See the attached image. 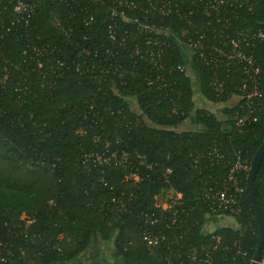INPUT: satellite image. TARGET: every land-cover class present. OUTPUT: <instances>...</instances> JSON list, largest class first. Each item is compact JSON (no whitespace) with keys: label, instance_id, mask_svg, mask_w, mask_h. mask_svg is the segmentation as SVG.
I'll use <instances>...</instances> for the list:
<instances>
[{"label":"trees","instance_id":"1","mask_svg":"<svg viewBox=\"0 0 264 264\" xmlns=\"http://www.w3.org/2000/svg\"><path fill=\"white\" fill-rule=\"evenodd\" d=\"M74 1L40 0L23 28L21 23L13 28L10 25L16 16L9 5L3 10L4 22L12 30L6 32L0 23V258H5L0 264L67 262L95 241L111 244L122 260L158 264L139 233L136 214L153 209L155 196L172 187L197 208L196 242L203 241L200 228L208 214L195 198L198 188L223 180L237 153L249 167L264 138V114L236 127L233 106L223 107L225 119L195 107L191 73L175 69L183 58L174 43L164 57L167 68L161 71L174 83L165 88H157L159 82L147 83V68L130 66L135 59L130 46L128 51L122 50L107 39L109 0ZM159 26L179 32L182 39L186 36V25L175 17L164 18ZM232 28L264 30V0L255 1L252 11H242L228 29ZM83 36L90 49H97L99 54L105 45L113 47L119 68L112 65L107 73H99L104 65H96L90 54L85 59L92 72H76L72 60H77L76 49L83 43ZM41 43L55 48L54 54L43 59V67L27 75L24 63L20 69L14 67L28 55L35 58L28 46ZM245 50L258 62L264 61L263 44ZM57 59L64 64H57ZM28 64L32 67V60ZM48 65L53 69L48 70ZM192 69L197 76V91L204 99L212 103L227 100L226 96H215L209 87L208 68L195 61ZM26 76L29 88L16 89V82L23 86L22 77ZM110 85L119 93L111 91ZM260 86L264 98V72ZM171 88L174 92L166 97L164 93ZM130 99L135 100L137 110L131 107ZM94 117L97 122L92 121ZM190 117L198 128L177 131ZM106 143L110 149L144 155L145 162L153 163L152 169L140 172L141 178L134 181L127 178L128 169L115 165L100 169L81 163L83 149H100ZM213 144L226 148V158L219 164L200 161L190 167L189 151H203ZM167 168L171 169L168 183L157 177ZM247 172L241 175L243 209L236 221L249 222L254 232L245 230L239 236L237 230L220 227L216 233L225 243L239 238L251 259L258 231L245 189ZM254 186L255 197L264 210V155ZM117 197L126 199V211L120 215L111 206V200Z\"/></svg>","mask_w":264,"mask_h":264},{"label":"built area","instance_id":"2","mask_svg":"<svg viewBox=\"0 0 264 264\" xmlns=\"http://www.w3.org/2000/svg\"><path fill=\"white\" fill-rule=\"evenodd\" d=\"M255 1L257 0H109L108 14L111 23L107 26L106 35L109 42L122 50H127L128 45L130 46V55L135 58L130 66L135 68L142 65L147 68L144 79L149 84L159 82L157 88H165L174 83L161 71L167 68L164 57L171 51L172 43L177 45L183 61L175 69L194 74L192 66L195 61L208 68L209 87L215 96H226L225 102L233 100L227 107L236 108L232 119L236 127H241L264 114V98L260 86L264 61L258 62L253 54H247L245 50L251 49L255 44L264 45V30L228 28L242 11H252ZM39 2L40 0H7L5 4L0 0L1 27L6 32H10L16 23H21V28L26 27ZM74 2L78 4L77 0ZM8 5L11 7L10 12L16 16V20L10 22L11 26L14 25L12 28L5 24L3 17V10L8 9ZM167 17H175L184 22L187 29L185 38L182 39L179 32L160 28V22ZM55 23L59 25L57 20ZM65 34L68 35V31ZM81 39L83 43L76 49L77 60H72L76 72H92L85 59L90 54L95 58L96 65H104L98 69L99 73H107L112 65L119 68L114 58L117 53L113 47L105 45L100 55L97 49L91 50L90 45L85 43V36ZM28 48L36 57L28 55L14 66L20 69L24 63L22 67L25 75L43 67V59L54 54L55 50L49 43L33 44ZM23 54L27 55L26 50ZM29 60H32V67H29ZM56 63L64 64L58 59ZM66 68L69 69V66ZM47 69L52 70L53 66L48 65ZM22 81L23 86L16 82V89L21 86L27 90V76L22 77ZM228 82L232 85L229 86ZM109 88L114 93H119L114 85ZM172 92L174 88L164 94L170 97ZM105 93L104 91L103 94ZM92 121L97 122L98 118L94 117ZM227 153L221 144H213L203 151L191 150L188 153L191 157L190 167H196L200 161L210 165L219 164ZM80 159L82 164L100 169L110 165L128 169L127 178L134 181L141 178L140 172L153 167L152 162H145L144 155L131 154L124 149H110L108 143L100 149H83ZM248 168L246 161L237 153L223 180L199 186L195 198L201 201L208 214L200 228L204 236L201 242H196L194 230L197 208L186 203L183 193L172 187L155 196L153 209H144L136 214L139 233L148 243L150 255L158 264H227L226 261H230V264H250L252 258L248 257V251L239 238L225 243L222 236L216 233L220 227L237 230L239 236H243L245 230L254 232L249 222L242 224L236 221L243 209L244 187L241 185V175ZM170 171L167 168L161 175H156L168 183L167 174ZM125 200L123 197L111 200V206L118 215L126 211ZM0 260L5 262L4 257ZM257 264H264V241Z\"/></svg>","mask_w":264,"mask_h":264},{"label":"rangeland","instance_id":"3","mask_svg":"<svg viewBox=\"0 0 264 264\" xmlns=\"http://www.w3.org/2000/svg\"><path fill=\"white\" fill-rule=\"evenodd\" d=\"M190 73V72H189ZM192 84L196 90L193 94V100L195 102V107L204 108L208 111L214 112L219 118L225 119L226 116L223 113L222 109L224 106L231 105L232 101L224 103H212L204 99L200 93L197 91V76L191 73ZM196 78V79H195ZM131 107L134 110H137V105L134 99H130ZM198 128L192 117L184 121L182 125L176 128L177 131L195 129ZM91 262H101L103 264H133L130 261L122 260L116 253V250L112 247L111 244H100L99 241L93 242L92 245L81 254L76 256L74 259H71L67 262H61L56 264H89Z\"/></svg>","mask_w":264,"mask_h":264},{"label":"water","instance_id":"4","mask_svg":"<svg viewBox=\"0 0 264 264\" xmlns=\"http://www.w3.org/2000/svg\"><path fill=\"white\" fill-rule=\"evenodd\" d=\"M264 155V138L262 139L260 145L256 149V151L253 154V157L250 161L247 177H246V192L247 197L252 205L255 219L257 223V231H258V237H257V245L254 251V254L252 256V261L250 264H257V261L260 257V251L263 245L264 241V210L258 203L256 197H255V186H254V180L257 173V170L259 168L261 159Z\"/></svg>","mask_w":264,"mask_h":264}]
</instances>
